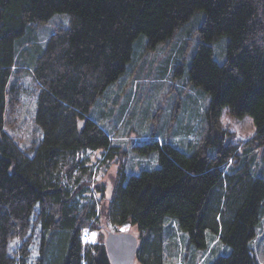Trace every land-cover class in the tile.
I'll list each match as a JSON object with an SVG mask.
<instances>
[{"label": "trees", "instance_id": "trees-1", "mask_svg": "<svg viewBox=\"0 0 264 264\" xmlns=\"http://www.w3.org/2000/svg\"><path fill=\"white\" fill-rule=\"evenodd\" d=\"M198 11L205 20L189 82L210 98L207 134L189 154L155 139L145 143L142 154L157 153L159 166L137 175L120 166L107 197L96 173L121 148L91 112L139 58L140 37L155 50ZM57 14L70 16L69 27L57 30L39 56L27 52L36 27ZM223 36L229 40L221 64L213 43ZM18 59L31 64L35 122L43 131L27 149L5 130L20 99L13 83L24 75ZM224 108L253 119L256 131L244 149L222 126ZM258 149L264 151V0H0V264H30L27 236L38 225L49 234L46 252L57 236L63 241L55 264H112L106 243L82 241L107 225L137 228L139 264H166L171 219L193 251L205 252L215 238L230 248L211 264H259L251 247L264 225ZM15 237L23 243L10 255ZM46 262L53 264L43 251L32 264Z\"/></svg>", "mask_w": 264, "mask_h": 264}, {"label": "rangeland", "instance_id": "rangeland-1", "mask_svg": "<svg viewBox=\"0 0 264 264\" xmlns=\"http://www.w3.org/2000/svg\"><path fill=\"white\" fill-rule=\"evenodd\" d=\"M70 20L68 14H57L48 23L37 26L34 35L29 37L27 52L39 56L40 49H45L50 37L59 29H67ZM204 20L205 12H196L178 29L173 39L158 45L155 50L148 47L146 37H140L134 44V52L139 53V58L128 73L106 91L102 98L104 101H98L92 110L91 117L109 134L113 144L121 148V156L113 162L102 163L96 173V185L106 186L107 197L111 194L120 166H125L128 175H137L143 170L159 166L157 153L142 154L139 147L145 143L155 139L189 154L194 150L193 145L205 138L210 98L189 82V68L202 42L199 31ZM228 40L227 36H223L213 43L214 58L221 64L226 60ZM17 62L24 66L21 67L24 75L16 74L13 78V83L19 88L20 99L7 112L5 130L21 149H27L41 141L43 131L35 122L38 97L37 86L30 73L31 64L20 59ZM221 123L242 149L256 131L251 117H232L228 108L222 110ZM255 153L258 156L255 170L260 171L264 167V151L258 149ZM100 156V152L92 153L93 158ZM171 220L165 223L170 225L165 229L171 236L167 239L166 264H211L218 256L230 251L217 238L205 252L193 251L188 235L175 219ZM120 232L139 238L136 227L126 225L117 230L107 225L91 233L88 243L105 244L111 234ZM31 235L30 264L43 251L52 263L62 257L64 244L60 236L55 238L54 244L46 252L44 240L49 234L44 235L38 225L30 230L27 238ZM82 241L85 243L83 236ZM22 243L19 238H13L9 245L10 255L17 252ZM251 247L259 264H264V225L260 224L256 228ZM135 264L139 263L136 261Z\"/></svg>", "mask_w": 264, "mask_h": 264}, {"label": "water", "instance_id": "water-1", "mask_svg": "<svg viewBox=\"0 0 264 264\" xmlns=\"http://www.w3.org/2000/svg\"><path fill=\"white\" fill-rule=\"evenodd\" d=\"M138 244V238L131 234H111L106 240V248L112 264H135Z\"/></svg>", "mask_w": 264, "mask_h": 264}, {"label": "built area", "instance_id": "built-area-1", "mask_svg": "<svg viewBox=\"0 0 264 264\" xmlns=\"http://www.w3.org/2000/svg\"><path fill=\"white\" fill-rule=\"evenodd\" d=\"M83 239H84L85 243H87L90 240V234L85 232L83 235Z\"/></svg>", "mask_w": 264, "mask_h": 264}]
</instances>
